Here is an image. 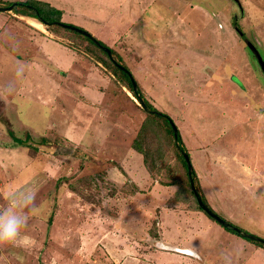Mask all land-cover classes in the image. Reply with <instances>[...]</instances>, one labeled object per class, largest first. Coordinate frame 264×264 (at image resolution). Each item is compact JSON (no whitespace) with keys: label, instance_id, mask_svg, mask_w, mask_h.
Returning a JSON list of instances; mask_svg holds the SVG:
<instances>
[{"label":"rangeland","instance_id":"obj_1","mask_svg":"<svg viewBox=\"0 0 264 264\" xmlns=\"http://www.w3.org/2000/svg\"><path fill=\"white\" fill-rule=\"evenodd\" d=\"M1 1L0 210L14 192L31 190L35 199L23 209V239L0 244V264H264V248L192 208L188 192L186 201L174 193L176 185L161 184L184 174L164 135L155 134L158 142L150 146L161 149L159 169L141 187L131 181L120 163L132 159L135 167L138 154L126 149L139 153L132 145L146 114L107 66L106 55L73 31L6 8L15 0ZM144 1L150 0L122 4L121 18L131 20ZM154 2L160 30L141 24L136 29L150 37L144 55L116 51L124 63L132 57L126 65L154 110L187 134L198 129L210 138L222 135L210 142L227 151L255 144L264 161V70L250 47L264 61V0ZM80 4L87 16H96L87 9L97 7L96 0ZM67 14L78 17L77 10ZM40 37L48 39L37 51L32 43ZM52 52L60 66L47 58L55 82L47 89L51 78L35 70ZM86 84L102 91L99 103L97 94L83 91ZM204 195L222 217L264 239V193L236 199L242 207L235 208L229 205L233 198Z\"/></svg>","mask_w":264,"mask_h":264},{"label":"crops","instance_id":"obj_2","mask_svg":"<svg viewBox=\"0 0 264 264\" xmlns=\"http://www.w3.org/2000/svg\"><path fill=\"white\" fill-rule=\"evenodd\" d=\"M41 1L49 2V0ZM81 1L82 0H74V3L72 2L71 4H63L61 6L59 5V3H55V5H53L52 3L50 4L62 10V20H65L66 22L68 21L71 24L86 29L97 39L101 40L107 46L111 47L114 51H117L120 54H123L125 52L128 55L131 52L135 54V57L139 58L146 52V49L144 48L150 41V37L148 35H145V33L144 35H141V29H139L138 31L136 30L139 24L142 25L143 29H145L147 26H152L156 30H160L156 25V23H159L158 21L161 18L156 16L160 13L159 5H156L154 2L157 0H150L147 3L144 1L145 3H143V5L141 6L139 13H132L131 20H123V18H121V14L123 12L122 4H125L128 0H96L97 7H93L92 4L87 6V9L93 8L94 13L92 14H96V16L94 17H92V15L87 16L83 12L84 7L80 6L82 5L80 4ZM138 1L140 2V0ZM116 2H118V4ZM112 4H117V6L111 7ZM108 6L111 8H109ZM72 10H77V18L73 16L69 17V15L67 14ZM91 10L92 9H90L89 12ZM118 10H120L121 12L117 13ZM81 12L84 15L81 14ZM129 14L131 15V11L129 12ZM173 15H175L176 17L177 13L174 11ZM169 17L170 15H168L167 18ZM159 26L165 25L160 24ZM47 39V37H40V40L39 38H36L34 39L32 44H38V47L36 48V50L38 51L39 49L41 50V48H43L42 44ZM55 45L56 46L54 47L56 49H59L58 42H56ZM68 50H70L69 52H74L71 49ZM47 58H49L50 63L54 62L55 66L57 64L58 66H60L59 63H56L57 60L55 61L56 58L53 56V52L50 54H45V59L47 60ZM126 58L124 57L126 63H130V61L132 63V57L128 58V56H126ZM33 60H35L34 57L30 61ZM49 60H47L46 63L42 66V70H35L33 68L36 71V74L40 73L37 75H40L42 77L48 75V78H51V81H49V83L45 82V86L47 89L48 87H52V85H55V82H53L54 79L50 77L51 74L49 68L50 63L48 62ZM19 62L21 61L19 60ZM23 64L26 63L23 62ZM59 69L61 68L59 67ZM90 85L91 84H89V86L88 84H86V86L82 85V89L85 93H92L93 96H96L97 94L95 100L97 103H99L102 97V91L99 89H95V87L92 86L90 89ZM96 102H93V104H95ZM85 105H88V103H85ZM178 128L189 152L193 168L198 175L202 189L206 195L215 197L216 201H221L223 200V198H233L234 200H232L229 205H233V207L235 208L238 205V207H242L240 202L236 199H242L246 197H248V199H251L249 197L258 198L260 194L264 193V161H262L261 155L259 153V148H256L255 144H243L239 149L240 151L238 150V148H233L230 149V151H227L228 149L223 148V146L220 147L217 142H210L218 137L221 138L222 135L210 138L212 135H210V133L208 132L203 136L202 131H199L198 129H193V131L192 129L188 128L189 134H187L185 133L186 131L183 132L180 126H178ZM104 130L106 137L111 138L110 135L112 133L108 132V128ZM189 137L193 139V142L189 140ZM126 152L131 156H133V154H138L137 157L134 158L136 161V165L134 167L132 159L130 160V163L129 161L126 162V160L124 159L122 160V163H120L121 167L131 178V181L134 182L136 186L141 187L139 182L143 181L146 178H150L151 175L144 166L142 155L140 153H134L133 149L130 146H128ZM257 154L258 156H260L259 159L257 157ZM230 195L231 197H229ZM211 199L213 200L214 198ZM229 212H231V210L228 211V213Z\"/></svg>","mask_w":264,"mask_h":264},{"label":"trees","instance_id":"obj_3","mask_svg":"<svg viewBox=\"0 0 264 264\" xmlns=\"http://www.w3.org/2000/svg\"><path fill=\"white\" fill-rule=\"evenodd\" d=\"M3 3H4V1L0 0V4H3ZM6 4L8 6L13 4L12 11H14V13H16V14L29 16V17L38 19L40 22H43L49 26L51 25L52 27L56 26V27H59V28L65 29V30L73 31L76 34H78L80 37L82 36V37L86 38L89 42H91L92 44L97 46L99 48V50H101L106 55L107 61L105 63L107 64V66H110V68L114 71V73L116 75H118V76H120V78L122 77L124 79V81L126 82L125 85H126L127 89L132 93V95L136 99H138L137 97L139 94L142 97L143 102L147 106V108L153 109V110L155 109V107L150 103V101L143 94V92H142L141 88L139 87L136 79H135V81H136L137 86H138L137 92L133 89L131 79L129 76V73H131V72L129 71V68L127 67L126 63H124V61L119 56V54L116 51H114L113 49H111L109 46H107L104 42L97 39L95 36H93L90 32L87 31L91 36H93L99 42V44H101L103 46H107L110 48L111 57H109V55L102 48H100L98 45H96L87 35L81 34L77 31H74L73 29L65 27L64 26L65 22L61 21V16H62V10L61 9L56 8L55 6L50 5L48 2L41 1V0H15V1H10V2L8 1V2H6ZM67 24L74 25L71 23H67ZM235 25H236V23H235ZM80 28H82V27H80ZM82 29H84V28H82ZM131 75H132V73H131ZM142 110L146 114V117L144 118V120L140 124L138 135H137L136 139L133 141L132 146L137 152L142 154L143 163H144V166L146 167V169L148 170V172L151 173V176H152V174L155 173L154 170L159 169L158 168V162L163 158V157H161L162 156L161 149L157 146H154L152 149H150V146H151L152 142H153V145L158 142L157 141L156 143H154L153 138H154L155 134H162L172 144L173 151L175 152L176 156L179 159V162L181 164V167L183 169L184 174L173 177L168 182L161 181V184H163V185H176L177 190L174 191V193H176V194L178 193L179 196H183L184 198H182V199H184L186 201L190 200V198L185 197V193L188 192L194 200V205L191 207L196 209V210L204 212L202 210V208L200 207L198 201H197L196 193H195V192H197L200 195L202 201L206 204V206L208 208L212 209V207L208 203L204 193L202 192L200 182H199V178H198L194 169L192 171V183H191L190 177H189L188 172H187L186 161H185L184 156H183V151L186 152L188 155H189V152L186 148V145L184 144V142L182 140L180 132H178V139H177V142H175L171 123H170V120H172V119L167 114H165L163 112H161V114H155V113L145 111L144 109H142ZM28 137H29V135L26 134L24 141L28 140L29 139ZM15 141H17L18 143L23 142L19 138H15ZM42 141H46V140L42 139ZM31 148L36 150L39 147L38 148L31 147ZM189 158H190V155H189ZM190 161H191V158H190ZM192 184H193V186H192ZM205 214L209 218H211L207 213H205ZM222 227L225 228L226 230L232 232V233L239 235L238 233H236L232 229H229L228 227H224V226H222ZM245 239L255 243L259 247L264 248V243L261 241L251 240V239H247V238H245Z\"/></svg>","mask_w":264,"mask_h":264},{"label":"water","instance_id":"obj_4","mask_svg":"<svg viewBox=\"0 0 264 264\" xmlns=\"http://www.w3.org/2000/svg\"><path fill=\"white\" fill-rule=\"evenodd\" d=\"M12 7H13V4L7 6L6 8L12 9ZM0 8L2 9V7H0ZM6 8H3V10L6 9ZM64 26L67 27V28L73 29L74 31H77V32H79L81 34L87 35L96 45H98L100 48H102L109 55V57H111L110 48L107 47V46H103V45L99 44V42L93 36H91L85 29H82V28H80L78 26L69 25V24H64ZM239 33H241V31ZM250 47H251V50L254 53V56L258 60L259 65L264 70V61H263L261 55L259 54V52L256 50V48L253 45H251ZM129 76H130V79H131L132 87L137 92V83H136L135 79L133 78V76L131 75V73H129ZM137 98H138V101H139L141 107L145 111H148V112H151V113H155V114H161V112L159 110H153V109L147 108V106L143 102L142 97L139 94H138ZM170 123H171L172 131H173V135H174V140H175V142H177L179 130H178L177 126L175 125V123H173L172 120H170ZM183 156H184V159L186 161L187 172H188V175H189L191 183H192L193 165H192V163L190 161L189 155L186 152H184V151H183ZM192 186H193V184H192ZM195 193H196L197 201H198L200 207L202 208V210L205 213H207L217 223H219L220 225H222L224 227H228L229 229H232L233 231L238 233L243 238H247V239H251V240H257V241H261V242L264 243V239L262 237L254 234L252 232H249V231L241 228L240 226H237V225L231 223L230 221H228L227 219L222 217L220 214H218L213 209L208 208L206 206V204L202 201L200 195L197 192H195ZM176 250H179V249H176ZM180 251H185L186 252L188 250L187 249H180Z\"/></svg>","mask_w":264,"mask_h":264},{"label":"clouds","instance_id":"obj_5","mask_svg":"<svg viewBox=\"0 0 264 264\" xmlns=\"http://www.w3.org/2000/svg\"><path fill=\"white\" fill-rule=\"evenodd\" d=\"M35 192L21 190L9 197L8 206L0 210V244H17L23 239V229L27 224V216L23 209L33 205Z\"/></svg>","mask_w":264,"mask_h":264},{"label":"bare ground","instance_id":"obj_6","mask_svg":"<svg viewBox=\"0 0 264 264\" xmlns=\"http://www.w3.org/2000/svg\"><path fill=\"white\" fill-rule=\"evenodd\" d=\"M40 25V24H39ZM40 27V26H39Z\"/></svg>","mask_w":264,"mask_h":264}]
</instances>
